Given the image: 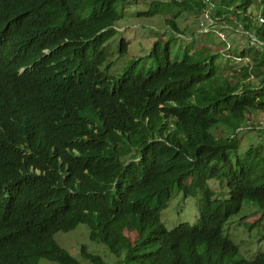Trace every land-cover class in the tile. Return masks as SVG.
Here are the masks:
<instances>
[{
  "label": "trees",
  "instance_id": "1",
  "mask_svg": "<svg viewBox=\"0 0 264 264\" xmlns=\"http://www.w3.org/2000/svg\"><path fill=\"white\" fill-rule=\"evenodd\" d=\"M126 1L0 0V264H264L222 234L244 206L264 213V154L240 158L233 139L264 117V0H152L137 13L176 11L166 31L182 34L179 11H208L255 39L238 53L253 64L220 76L212 47L172 49L170 35L153 40L147 68L109 75L105 43ZM210 180L227 182V199ZM172 189L201 193L197 224L162 225ZM78 225L113 262L56 243Z\"/></svg>",
  "mask_w": 264,
  "mask_h": 264
},
{
  "label": "rangeland",
  "instance_id": "2",
  "mask_svg": "<svg viewBox=\"0 0 264 264\" xmlns=\"http://www.w3.org/2000/svg\"><path fill=\"white\" fill-rule=\"evenodd\" d=\"M151 1L127 0L117 5L120 17L114 25V35L105 43L107 61L110 63L109 75L120 74L130 63L137 60L139 61L137 68H147L149 66L147 56L153 40L160 37L166 39L170 35L174 36L170 45L172 49L185 46L197 47L201 43L212 47V52L220 56L216 60L217 74L220 76L242 69L246 64H253L251 55L240 58L238 53L242 50L246 51L248 47L252 46L254 38L248 40L249 35L235 24L224 20L199 27L201 13L195 16L179 11L175 23L182 34L170 33L169 30L166 31L167 26L164 23V18L171 17L176 11L159 10L152 18L137 16V13H143L149 9ZM153 1L168 2L170 0ZM122 41L126 43V49L125 52L120 53L119 48ZM189 48L186 51H189ZM230 49L233 53L227 52ZM247 81L255 85L258 83V80L251 76ZM248 123L247 127L242 125L239 127L242 129L233 135L240 158L245 156L250 147L259 146L264 154V117L258 115V117L247 120L246 124ZM214 132L222 139L229 134L222 124H219ZM232 160L235 162L234 159ZM207 185L215 193L214 198L219 200L228 198L225 180L221 183L217 180H210ZM202 202V195L197 190H194L193 195L184 196L181 191L172 189L170 200L166 202L165 208L160 212L159 220L167 230H172L181 224L195 225L199 218L198 212ZM223 236L237 246L241 259L250 260L256 255L264 253V213L251 206H244L237 215L226 222ZM131 239H134V236ZM54 240L73 258L82 263L85 262L79 256L81 246H84L88 252L99 255L105 262L114 259V256L107 251L104 245L89 240L88 229L85 225H78L67 233L58 232L54 235ZM39 264L55 263L41 260Z\"/></svg>",
  "mask_w": 264,
  "mask_h": 264
},
{
  "label": "built area",
  "instance_id": "3",
  "mask_svg": "<svg viewBox=\"0 0 264 264\" xmlns=\"http://www.w3.org/2000/svg\"><path fill=\"white\" fill-rule=\"evenodd\" d=\"M203 19H202V21L200 22V25H199V27H203V26H208V25H211V23H213V20L212 19H210V14L208 13V11H205L204 13H203ZM207 21L208 22V25H206L205 24V22H203V21ZM253 41H255V39H252V42Z\"/></svg>",
  "mask_w": 264,
  "mask_h": 264
},
{
  "label": "clouds",
  "instance_id": "4",
  "mask_svg": "<svg viewBox=\"0 0 264 264\" xmlns=\"http://www.w3.org/2000/svg\"><path fill=\"white\" fill-rule=\"evenodd\" d=\"M129 65H130V64H129ZM129 65H128V66H129ZM126 69H127V68H126ZM241 129H242V128H238L237 131H238V130H241ZM232 137H233V136H232ZM189 185H191V182L189 183ZM211 190H212V189H211ZM212 191H213V190H212ZM196 224H197V223H196ZM225 225H226V224H225ZM225 225H224V226H225ZM223 229H224V227H223ZM223 229H222V234H223ZM223 237H224V236H223Z\"/></svg>",
  "mask_w": 264,
  "mask_h": 264
}]
</instances>
